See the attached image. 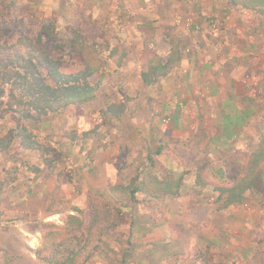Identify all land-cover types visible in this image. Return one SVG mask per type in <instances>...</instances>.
<instances>
[{
    "label": "rangeland",
    "instance_id": "rangeland-1",
    "mask_svg": "<svg viewBox=\"0 0 264 264\" xmlns=\"http://www.w3.org/2000/svg\"><path fill=\"white\" fill-rule=\"evenodd\" d=\"M255 14L257 13L253 10L233 5L229 0H18L13 16L17 18L18 24L20 19L24 21L22 28L31 27L34 20L40 23L52 21L56 23L58 35L55 42L58 40L57 42L64 46V69L71 71L83 66L81 56L78 55L81 47L80 50L85 54L94 52L102 61L109 51H114L115 55L111 57L112 60L106 59V63H102L106 75L98 74L94 77L100 83L95 97L89 102L70 105L59 112L42 117L35 114L26 120L17 114H9L1 122L0 126L5 128V132L21 123L27 126L38 140L41 142L46 140L48 146L49 140L52 143L57 141L58 147L54 150L58 155L55 152L43 154L41 151L28 149L22 146L18 139L9 150L0 153V264H52L37 256V251L42 247L44 234L57 230V226H63L64 220L71 213L88 219L91 208L98 213V221L106 220L100 221L99 227L107 226L112 220L116 225L124 224L121 227L124 231L120 228L116 233L124 234L122 240L127 243L131 238L126 232L130 216L129 213L122 212V209L119 214L118 208H122L120 206L126 203H133L128 200L127 193L136 186L139 178L131 173L125 174L128 172L125 161L126 135L142 124V121L145 122V118L141 119L139 116L146 110L149 99H143L142 106V98H181L177 96L176 91H172V87L175 86L173 82L170 86L166 84L164 86L160 84L163 78L148 85L143 81L141 74L149 69L148 57L154 53L164 57L169 51L171 46L165 39L166 35L176 36L181 41L180 46L204 48L213 30H220L219 32L223 28L234 31L238 28L249 30L247 28L251 26V16L254 15L256 18ZM213 18L215 22H211ZM12 27L14 29V25ZM12 46L14 50L22 47L21 42ZM121 52H125V55L122 65L118 66L116 60L120 58ZM196 53L197 59L202 57L197 50ZM203 55L206 57L204 53ZM254 55L246 56V64L261 63V69L256 71L262 73L261 79L264 81V56L257 53ZM175 63L169 74L175 72L173 68ZM181 72L180 74L187 80L182 89V95L185 96L191 93L190 72L188 74L183 70ZM259 90L258 95L262 100L260 107L263 110L264 87ZM122 100L126 103L124 112L126 110L130 112L117 120L112 118L114 112L110 106ZM119 109L123 111L120 106L117 110L121 112ZM255 120L249 123L251 128L254 127ZM257 121L256 123H259ZM95 127H100L101 132L105 134L103 139L106 143L101 142L102 146L105 149L110 146L114 151H111L114 153L113 156L119 157L118 182L113 187L119 194L116 198H100L97 192L100 181L97 184L94 182L96 175L94 169L90 168L93 157L87 156L89 160L85 164L82 156L83 151L91 153L90 142L84 139L89 137L86 135ZM260 130L261 144L264 139V119L261 120ZM110 133L116 134L115 137L112 136L113 142L110 140ZM134 149L132 158L137 161V166L129 165L130 171L148 172L147 165L141 162L143 157L141 150L137 145ZM193 154L195 152H188L190 157H193ZM241 155L242 153L239 157ZM45 158L52 163L55 162L51 166H46L43 164ZM242 168L233 167L235 175ZM74 208L83 210L84 213H77ZM75 234L78 236L80 233L75 230ZM110 234L111 232L104 237L107 238ZM107 240L105 238L102 240L100 248L86 264H99L95 260L104 252L106 253L104 263L118 264V261L114 260L116 258L109 254L111 248ZM64 242L53 256L50 255L51 250L45 249L43 255L60 260L68 254L64 249L65 245H70L73 252L78 250L70 237ZM95 243L96 240H93L92 245ZM79 259L81 260V257ZM121 259L122 257L119 258Z\"/></svg>",
    "mask_w": 264,
    "mask_h": 264
},
{
    "label": "crops",
    "instance_id": "crops-1",
    "mask_svg": "<svg viewBox=\"0 0 264 264\" xmlns=\"http://www.w3.org/2000/svg\"><path fill=\"white\" fill-rule=\"evenodd\" d=\"M255 15L251 16L249 30H213L204 48L192 46L190 55L175 63V72L160 84L170 86L173 82L172 91L181 98H142V106L143 99H149L139 116L145 122L126 135L125 174L140 176L136 187L142 186L141 172L130 171L129 167L137 166L132 158L137 145L143 154L141 162L150 170L145 173L160 179H179L180 184L177 192L147 185L145 190L135 191L133 203L121 206L130 216L126 232L131 238L126 243L124 234L116 233L124 224L105 237L111 248L109 254L118 264H264V190L248 191L241 204L215 205L217 185L233 182V167L245 166L262 135L264 109L258 92L264 81L262 73L256 71L261 63L246 64L249 54L264 56V18ZM196 50L202 55L199 59ZM181 70L190 72L191 93L185 96L182 89L187 80ZM127 112L112 118L118 120ZM101 130L95 127L86 135L89 137L84 141L89 140L92 150L83 151L82 156L85 164L88 157H93L90 168L96 175L94 182L100 181L96 189L100 198L112 199L119 197L113 188L118 182L119 157L113 156L110 146H102L106 140ZM110 135L113 142L116 134ZM188 152L195 154L190 157ZM105 255L101 253L95 261L107 264Z\"/></svg>",
    "mask_w": 264,
    "mask_h": 264
},
{
    "label": "trees",
    "instance_id": "trees-1",
    "mask_svg": "<svg viewBox=\"0 0 264 264\" xmlns=\"http://www.w3.org/2000/svg\"><path fill=\"white\" fill-rule=\"evenodd\" d=\"M229 1L233 5L253 10L259 16L264 17V0ZM17 3L18 0H0V20H2L0 23V125H2L1 122L5 116H9V114H17L26 120L35 114L42 117L59 112L70 105L89 102L95 97L100 83L94 77L98 74L106 75L107 72L103 69L102 63L105 64L106 59L112 60L111 57L115 55L114 51H109L102 61L94 52L85 54L80 50L81 47L78 55L81 56L83 66L71 71L64 69V46L57 42L58 40L55 42L58 35L56 23L54 21L40 23L34 20L31 27L22 28L21 25L24 21L20 19L18 24L17 18L13 16L17 9ZM12 25H14V29ZM166 38L171 46L167 56L164 58L157 53L150 54L148 57L149 69L141 74L147 85L159 82L161 78L169 74L173 63L190 55V47L180 46L181 41L176 36L166 35ZM17 42H21L22 47L14 50L12 45ZM124 55L125 52L119 53L120 58L116 60L118 66L122 65ZM93 62L94 64H91ZM118 106L123 111L119 109L121 111L119 112ZM125 106L126 103L122 100L120 103L112 104L110 109L115 116H119L124 112ZM5 131V128L0 126V153L9 150L17 139L22 146L41 151L43 154L53 153L55 152L54 148L58 147L56 146V144L58 145L57 141L52 143L49 140L50 146L46 144V140L41 142L27 126L21 123H18L14 128L11 127L7 132ZM55 154L58 155V152ZM53 163L45 158L43 164L51 166ZM141 174L143 175V184L139 187L135 186L136 188L129 191L131 194L129 201H135V191L137 189L145 190L147 185H150V189L157 188L161 191L177 192L178 190L179 179L169 180V176H163L160 179L144 171ZM136 177L140 178V176ZM232 178L234 180L230 185L216 187L219 195L215 199V205L218 208L235 203L241 204L247 198V191L254 193L264 189V139L260 146L249 154L241 171ZM118 209L121 214V208ZM74 211L84 213L78 208H74ZM88 217V219H83L78 214L71 213L64 220L63 226H57V230L45 233L42 247L37 251L38 258L52 264H86L100 248L104 236L117 226L116 222L112 220L107 226L99 227L100 221L105 222L106 220L98 221V213L94 208H91ZM75 230L79 231L78 236L75 234ZM69 237L78 248L76 252H73L70 245H65L64 249L68 254L63 256V259L53 260L50 256L43 255V249H45L51 250L50 255L53 256L59 251L57 248L63 245L64 240ZM93 240H96L94 245H92ZM70 250L71 253H69ZM80 257L81 260H78Z\"/></svg>",
    "mask_w": 264,
    "mask_h": 264
}]
</instances>
